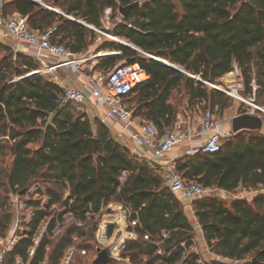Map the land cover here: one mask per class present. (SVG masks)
<instances>
[{
  "label": "trees",
  "instance_id": "trees-1",
  "mask_svg": "<svg viewBox=\"0 0 264 264\" xmlns=\"http://www.w3.org/2000/svg\"><path fill=\"white\" fill-rule=\"evenodd\" d=\"M43 1L99 29H104L105 11L111 9L113 24L108 32L141 51L104 39L97 51L113 49L120 55L100 58L95 69L109 70L132 58L146 70L149 78L124 97L140 122L152 121L162 131L173 126L179 116L172 102L175 93L192 105L205 102L213 113L215 108L223 111L230 106V97L219 89L150 55L225 88L235 83L234 65L238 64L244 93L252 92L254 82L259 87L258 101L264 103V0ZM136 2L122 16L138 28L133 29L117 17L120 7ZM4 12L25 17L30 28L40 32L56 27L51 41L77 54L99 37L92 28L30 0H5ZM40 67L35 57L15 53L9 43L0 40V251L1 239L7 240L14 222L12 194L25 195L38 182L44 186V190L36 189L38 199L26 200L33 208L30 221L24 224L26 237L5 254L2 264H14L17 257L28 261L34 236L47 220L30 264L45 259L49 264L60 263L75 246V236L71 264H90L103 249L95 242L96 232L112 236L119 224L131 230L128 218L138 220L137 237L120 245L122 256L130 257L132 263L202 264L200 255L190 251L195 228L186 206L164 184L157 167L127 141L118 139L100 117L91 119L75 111L72 104H61V86L50 75L16 81ZM175 165L185 181L205 188L227 192L264 188V133L261 129L241 130L223 140L218 152L183 155L175 159ZM111 201L124 206L121 222L110 208L100 212ZM191 207L212 253L242 264H253L254 258L264 264V194L251 201L238 198L230 202L212 195L195 199ZM68 212L76 225L56 235ZM145 232L160 235L164 255L157 253L159 247L143 240ZM81 249L87 254L81 255Z\"/></svg>",
  "mask_w": 264,
  "mask_h": 264
},
{
  "label": "built area",
  "instance_id": "built-area-1",
  "mask_svg": "<svg viewBox=\"0 0 264 264\" xmlns=\"http://www.w3.org/2000/svg\"><path fill=\"white\" fill-rule=\"evenodd\" d=\"M38 1L45 7L56 9L43 3L42 0ZM4 10L5 0H0V40L13 41L16 44L29 47L33 51V57L39 61L41 67L31 73L35 72L39 75H51L52 81L58 84L60 83L59 78L55 73L60 69H72L74 73L83 77L84 82L79 87L59 84L61 86V91L58 94V100L61 104L77 105L90 98L95 101V104L105 107V113L100 116L101 121L114 131L118 139L128 140L134 151L141 148L149 150L152 156L147 159L148 163L159 169L164 184L179 195L181 199L185 201V204H188L187 207L190 206L191 208L192 201L203 198L209 192L220 191L226 193L223 189L205 188L195 181H185L182 175L176 170L175 159L165 160L173 150L181 149L184 145H188L184 150L185 155H195L201 152L215 153L221 149L223 140L231 137L234 132L231 127L224 128L218 123H215L213 120L214 113L211 110L205 111L200 124L194 129H191L187 121L182 118H178L173 126L169 128L166 127L163 131L152 121H136L132 111L124 101V97L149 78V74L139 62L116 65L109 70H96V63H93L89 57L81 56L80 54L70 51L64 44L51 41V34L56 27L47 32H40L31 29L25 17L14 13H5ZM105 13L108 16V14H111V9H106ZM69 17L73 18L72 16ZM117 19L129 28L138 29L132 22L124 21L122 15L117 17ZM75 20L82 22L95 31L105 34V32L100 31L99 28L89 25L81 19ZM108 36L115 41H122L120 37L115 35L109 34ZM14 52L18 53V50L14 49ZM103 53L105 52L99 51L93 57L97 58ZM234 69L236 81L230 88L211 84L204 81L199 75L187 74L196 80L206 82L219 89L236 103L239 102L245 105L244 107H240L239 111L230 117V121L237 115L251 114L261 118L264 123V103L258 101V85L253 82L251 84L252 92L250 94L244 93V79L241 68L238 64H235ZM28 193L29 191L25 195L12 194V201L14 203V222L5 246L0 251V264H2L5 254L11 251L19 240L26 237V234L22 235L20 232V224L28 223L33 215V208L27 206L26 200L34 197H30ZM44 202L45 201L42 203L43 205ZM108 208L113 210L109 203L107 206L102 205L100 212ZM122 209H124L123 205L120 206L119 211L114 210L120 222L123 220L121 215ZM23 211L25 213H23ZM96 219L97 216L95 217V220ZM98 222L99 227H102V223H100V221ZM48 223L49 221L47 220L38 234H35L33 239L34 247L30 248L28 251L30 259L25 261L24 258L17 257L14 264L31 263L36 246L40 243ZM127 223L128 226L131 227V230H128L123 224H119L118 227L115 228V233L112 236H108L105 231H100L97 234V239L100 243L105 244L102 247L108 250L110 261L107 264H118L120 261H124L125 264H133L130 257L122 256V247L120 243L137 237L135 227L138 224V220L128 218ZM162 236L166 237V233L164 232ZM114 237L119 238L113 240ZM141 237L143 240L149 241L159 247L157 250L158 254H165L160 247L162 242L159 240L160 235L152 236L150 233L145 232ZM76 239L77 237L75 236L74 240ZM192 241L194 242V239H192ZM75 253L76 248L73 246L69 249L67 255L61 262L57 264H71ZM80 254L86 255L87 250L81 249ZM94 260L95 259H91L90 264H94ZM199 262L201 263V261ZM40 264H49V262L45 259Z\"/></svg>",
  "mask_w": 264,
  "mask_h": 264
},
{
  "label": "rangeland",
  "instance_id": "rangeland-1",
  "mask_svg": "<svg viewBox=\"0 0 264 264\" xmlns=\"http://www.w3.org/2000/svg\"><path fill=\"white\" fill-rule=\"evenodd\" d=\"M42 2L47 4V5L54 7L52 4L46 3L43 0H42ZM8 13L13 14V12H8ZM112 24H113V20L111 19V14H108V16H107L105 13L104 17H103L104 29H100V31L105 32V34H103L102 32L96 31L99 34V37H97V39L90 45V47L87 49L88 52L85 54H90V55L97 54L99 52V51H97L98 47H99V43L102 42L104 39H109V40L114 41L116 43H120L118 41L111 39L108 36L109 34H111L110 32H108V30L112 29ZM121 39L123 41L129 42L126 39H124L123 37ZM9 44L15 48V46L11 42H9ZM17 45L18 44H16L15 49L18 50ZM104 52H108V51L105 49ZM209 87H212V86L209 85ZM172 102H173L174 106L177 108V111L179 113L178 118L185 119L190 127H192L193 125H196V126L199 125L202 118H203V114L207 110L206 106H205V102L196 103L195 105H192V104L188 103L186 97L182 98L181 95H177L176 93L173 95ZM91 103H93V102H91L90 99H86L85 101H83L80 104L73 105V109H75V111L77 110L80 113L87 114L88 113L87 109H90ZM229 104H230V106L223 111H220V109L215 108V110H214L215 113L213 114V120L215 121V123H218L220 126H222L224 128L231 127L230 117L232 115H234L236 112H238L240 107L245 106L239 102L236 103L231 98L229 99ZM87 115L89 116V113ZM91 119H93L92 116H91ZM135 119H136V121H139V122L141 121L140 118H135ZM170 159H171L170 155L165 158V160H170ZM37 187H41L42 190H44V186L41 183L38 182L36 184H33L30 187V189L28 190L29 191L28 195L30 197H34L36 199L39 198V194L36 193ZM261 193H264V188H258V189H243L242 188L236 192H230V193H223L220 191H214V192H211L210 194L219 195L220 197L225 198V199H227L228 202H230V201H232L234 199H238V198H240V199L242 198V199L251 201L255 196H257L258 194H261ZM66 196H67V194H65V198H66ZM43 201H45L44 197H43ZM185 205H188V204H185ZM54 209L57 210V212H60L62 208L60 206H57V207H54ZM23 213H25V212L23 211ZM96 216L98 218V215H96ZM59 224H61V225L57 229L56 235L63 233L68 226L76 225V219H74L72 214L68 212L64 215V221L62 223H59ZM78 224L79 225H85L82 222H78ZM20 232L22 235L27 233V227H25L24 224H22V223L20 224ZM196 237L197 236L195 233V237L193 238L194 239L193 246L191 247L190 251L195 252V253L200 255L199 261H201L202 264H213V263L242 264L241 263L242 261L222 258L219 255L212 253L210 250H208V248L207 249L204 248V246L202 245L203 243H201V241H199ZM116 239H117V237L113 238V240H116ZM6 241L7 240L1 239L2 248L5 246ZM96 241L101 247L105 245L103 243H100V241L97 239V232L95 235V242ZM75 248H76V240H75ZM103 249H104V247H103ZM88 264H89V262H88ZM133 264H135V263H133Z\"/></svg>",
  "mask_w": 264,
  "mask_h": 264
},
{
  "label": "crops",
  "instance_id": "crops-1",
  "mask_svg": "<svg viewBox=\"0 0 264 264\" xmlns=\"http://www.w3.org/2000/svg\"><path fill=\"white\" fill-rule=\"evenodd\" d=\"M3 42L4 43L11 42L16 48V43H14L13 41L3 40ZM17 47H18V52L25 53V54H28L30 56H34L33 55V51L29 47H25V46L20 45V44H18ZM15 48L13 47V49H15ZM102 51L104 52V50H102ZM107 51L108 52H105V53L118 52V51L113 50V49H107ZM87 52H88V50H86V51H84L82 53H79V54L81 56L89 57L93 63H97L98 60L101 58V57L100 58L99 57H97V58L93 57L96 54H94V55L85 54ZM55 74L58 75L59 82H60L59 84L60 85L78 86L79 87L84 82V79H83L82 76L80 77L78 74L74 73L72 71V69H69V68L68 69H60ZM50 77H51V75H50ZM90 100H91V102H93V103H91L90 109H87V112L89 113L90 118H91V116L94 118V117H100L101 115H103L105 113V111H106L105 107L95 104V101L93 99H90ZM195 126L196 125H193L192 126L193 128L191 127V129H194ZM261 131H262V133H264V125H263V128L261 129ZM113 133H114V131H113ZM125 141H127L128 144L131 147V143L128 140H125ZM187 146L188 145H184L181 149L179 148V149L173 150L172 153L170 154L171 159H177V158H180L181 156L185 155L184 154V150L186 149ZM136 151L138 153H140V155H142V157H144L146 160L151 158V156H152L151 152L149 150H147L146 148H141L139 150L137 149ZM226 193H228V192L226 191ZM210 196H212V194L208 193L203 198H207V197H210ZM183 203L185 204L184 201H183ZM110 204H111V207L113 208V210H115V211H119L120 210V206L122 205L121 203L116 202V201H111ZM185 206H186L187 212L190 215V221L192 222V225L195 228V233H196V236H197L196 238L199 241H201V243H203L202 245L204 246V248L207 249L208 247L206 245V242L204 241V236H203L202 229H201L200 225L198 224L196 218L193 215V212L191 210L192 207L191 208H190V206L187 207L188 205H185Z\"/></svg>",
  "mask_w": 264,
  "mask_h": 264
},
{
  "label": "water",
  "instance_id": "water-1",
  "mask_svg": "<svg viewBox=\"0 0 264 264\" xmlns=\"http://www.w3.org/2000/svg\"><path fill=\"white\" fill-rule=\"evenodd\" d=\"M30 1H32L34 3L41 4L38 0H30ZM137 5H138V2L133 3V4L129 5V6L120 7L121 15L123 17H126L128 15L129 10L132 7H135ZM50 9L55 11V12H57V13H60L62 15L67 16L66 14L61 12L60 10H56V9H52V8H50ZM67 17H69V16H67ZM69 18H71V17H69ZM71 19L75 20L74 18H71ZM79 23H82V22H79ZM118 42H120L121 44H124V45H126V46H128L130 48H133L135 50L141 51V49L139 47H137L135 44H133L131 42H126V41H123V40L122 41H118ZM118 55H120V52L103 53V54H101L99 56V58L100 57L101 58L102 57H107V56H118ZM150 56L155 58L156 60H158L159 62H161L164 65H167V66H169V67H171V68H173L175 70H178L180 72H183V73L187 74V72L179 65H174V64H172V63H170L168 61H162V60L156 58L153 55H150ZM132 62H133L132 58L126 60L127 64H130ZM36 74L37 73H35V72L34 73H28L27 75L18 78L16 81L25 80V79H27L30 76H35ZM263 125H264V123H263L261 118L255 116V115H251V114L237 115V116L233 117V119L231 121V128H232V131L234 133L239 132L241 130H260V129L263 128ZM20 194H22V192H20ZM109 261H110V257H109V254H108V250L106 248H104L101 251H99L98 256L94 260V264H107ZM252 263L253 264H262L256 258L253 259Z\"/></svg>",
  "mask_w": 264,
  "mask_h": 264
},
{
  "label": "bare ground",
  "instance_id": "bare-ground-1",
  "mask_svg": "<svg viewBox=\"0 0 264 264\" xmlns=\"http://www.w3.org/2000/svg\"><path fill=\"white\" fill-rule=\"evenodd\" d=\"M120 40V39H119ZM160 60H162V61H166V60H164V59H161V58H159Z\"/></svg>",
  "mask_w": 264,
  "mask_h": 264
}]
</instances>
